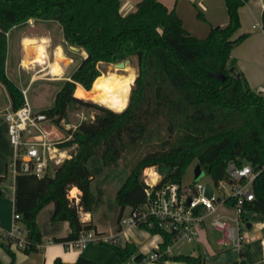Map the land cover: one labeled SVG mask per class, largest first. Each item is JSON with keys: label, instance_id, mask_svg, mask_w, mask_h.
<instances>
[{"label": "trees", "instance_id": "trees-1", "mask_svg": "<svg viewBox=\"0 0 264 264\" xmlns=\"http://www.w3.org/2000/svg\"><path fill=\"white\" fill-rule=\"evenodd\" d=\"M246 1L225 0L227 23H209L207 35L200 37L185 26L177 7L169 9L160 0H140L135 10L125 14L121 0H0V82L12 109L21 107L25 99L7 72L8 34L30 19L58 21L65 42L86 51L62 80L54 105L43 111L59 122L68 117L71 108L95 109L94 118L79 123L73 131L66 144H75L74 152L53 175L38 178L20 173L15 178L14 210L31 241L25 251L36 250L42 243L37 216L50 203L54 204L51 220L68 221L71 227L67 236L54 241L74 240L82 230L95 229L92 221H82L80 215L81 211L92 212L96 201L88 167L94 156L108 167L120 166L126 153L136 156L116 193L120 215L126 207L144 201L143 171L148 167L157 168L162 183H181L196 160L217 182L226 177L230 161L248 162L258 172L255 198L248 209L264 219V95L251 88L231 63L232 49L246 37L233 38L241 26L239 7ZM197 16L205 19L201 10ZM127 58L137 59L138 73L126 108L116 111L77 93L81 85L92 90L109 64ZM5 179L6 175L0 176V181ZM73 187L81 191L78 202L69 196ZM154 232L165 238L163 247L173 243L170 233ZM0 245L14 259L11 242ZM114 249L122 260L134 256L141 262L144 257L135 242L114 245ZM243 255L245 258V251ZM165 257L206 264L202 255ZM0 264L4 263L0 260ZM54 264L97 262L80 255L74 263L58 257Z\"/></svg>", "mask_w": 264, "mask_h": 264}, {"label": "built area", "instance_id": "built-area-1", "mask_svg": "<svg viewBox=\"0 0 264 264\" xmlns=\"http://www.w3.org/2000/svg\"><path fill=\"white\" fill-rule=\"evenodd\" d=\"M198 3L203 5L201 1ZM256 92L263 94L264 84ZM24 99L21 107L9 108L4 113L7 134L13 146V160L10 163L14 175L11 187L13 195L18 174H30L38 178L53 175L58 166L74 152L73 145L66 143L72 139L78 124L94 118V114L81 112V120L77 124H68L66 118L57 122L43 110L35 109L26 93ZM148 168L144 170L143 177L145 199L139 206L124 209L117 232L100 235L94 229L82 230L78 238L66 242L67 246L82 248L90 242L120 245L134 242V238L147 234L159 238V242L148 253H142L144 257L141 262L132 256L130 260L133 264L168 260L165 256L172 255L173 246L180 241H204L205 244V241L213 240V248L236 249L241 260L244 259L243 252L249 232L247 214L251 212L248 204L255 198L253 186L258 176L250 163L230 161L225 178L213 181L212 184L194 181L185 187L177 182L162 183V175L157 169V179L150 182L147 177ZM69 196L79 201V196ZM13 218L17 221L21 216L15 212ZM134 228L140 231L134 233ZM155 229L170 233L173 243L163 247L165 238L161 232H154ZM212 232L216 233L215 239ZM1 242H11V246L19 248L31 244L23 225L17 223L11 229H5L0 224Z\"/></svg>", "mask_w": 264, "mask_h": 264}, {"label": "crops", "instance_id": "crops-1", "mask_svg": "<svg viewBox=\"0 0 264 264\" xmlns=\"http://www.w3.org/2000/svg\"><path fill=\"white\" fill-rule=\"evenodd\" d=\"M121 1H122L121 12L125 14L128 13L129 11L135 10L140 0H121ZM160 1H162L165 5H167L169 9H173L174 7H177L179 14L184 19L185 26L193 34L200 37H204L207 35L209 31V23L225 25L228 21L225 0H195V1L189 0L195 6L197 5L202 9L205 19L200 18L201 22H207V24L206 23L199 24L200 26L196 25L193 27H188L186 25V21L184 17L186 7L180 3V0H160ZM198 1H201L203 5H200ZM263 10H264V0H247L243 5L239 7L241 26L236 31L233 38H237L242 34H246V37L232 49V55H231V63L237 68L238 71H240L243 74L248 85L255 90L259 86L264 84V27L262 25ZM30 21L38 22L39 20L30 19ZM50 37H51L50 33H48V31H45V29H39L37 31L35 30V32H33L30 35L22 34L19 40L21 58L18 64H21L23 66L22 62L24 59L25 44L27 42H33L42 39L45 40L46 42L45 50L47 54L46 60L48 62L40 65H42L41 69L44 68L48 69L47 68L48 63L51 61L49 59V54L47 49V46L49 45ZM61 37H63V41H64V36ZM57 47H59L61 49L60 51L63 53L61 60L64 59L65 57L70 59V61H68L65 66V70H66V68L70 64L68 68V72L65 75V77L54 78V77H47V75L42 77H36L35 76L36 65L35 67L32 68L25 67L26 71H29V69H33V68H35V70L34 73L30 74V78L25 87H22L20 84L19 85L17 84L23 90L24 93L26 94L28 93L31 83L34 82L35 80L48 79V80H55L62 82V80L68 78L67 77L69 76L68 73L73 70L71 69V66L75 61L74 56L66 51V48H64V43L57 42L54 45V49H53L54 59L56 57ZM83 51L85 53L84 55L86 56V51L85 50ZM7 64H8V58H7ZM123 75H127V73ZM136 76H137V70H136ZM133 79L134 77L132 78V85H133ZM79 85L81 84L77 83V86ZM130 94H128L126 97L127 102H128V96ZM9 108H12L11 101H10V105L6 108V110ZM38 110H42V109H38ZM74 188H77V192L75 194H72V190ZM72 190H71V196H79L81 194V191L78 187H73ZM14 213H15L14 195L12 194V191H11V196L7 197L4 195V192L1 189L0 190V224L2 225V227H4L5 229H11L14 223L21 224L20 220L17 221L14 220L13 218ZM40 213L41 212H39L37 216V222L43 235V241L41 244H39L40 246H37L36 250L27 252L23 248H19L12 245L11 249L14 252V259H13L12 256L4 249V247L0 245V260L4 264H11L12 262H13L12 264H54V260L58 257L61 258L64 262L74 263L80 255L95 260L97 264H133L131 260H127V261L122 260L117 255L116 250L114 249V245L101 243V242H90L87 246L82 248H70L67 246L66 242L54 241L55 237H65L71 232L70 224L68 221L53 222L51 220L53 214L52 211L48 217L49 218L48 223L42 226ZM81 215H82L81 216L82 221L85 222L92 221L95 224L96 227L94 230L97 233L108 234L105 232V228L100 227L95 222L93 211L82 212ZM247 225L249 232L245 244V258H244L245 263L242 262L238 250L227 249V248L217 250L212 247L213 243L210 241H205L206 244L205 245L203 243L204 238L202 240L203 242H195L197 244L198 249L202 245H204V247L206 248L204 253H202L200 249L199 251H193L191 253H183V252L174 253L172 250V255H180V254H190L193 256L202 255L205 259L206 264H264V219H262L258 214L254 212H249L247 214ZM143 236H145L144 238L145 240L141 241L140 238H142ZM143 236L134 238V242L138 247V251L140 253L146 254L151 249H153V246L155 245L156 242H159V238L157 237L155 238L147 234H144ZM213 236L215 239L216 233H214ZM142 264H190V263L182 260L168 259V260H159V261H148Z\"/></svg>", "mask_w": 264, "mask_h": 264}, {"label": "rangeland", "instance_id": "rangeland-1", "mask_svg": "<svg viewBox=\"0 0 264 264\" xmlns=\"http://www.w3.org/2000/svg\"><path fill=\"white\" fill-rule=\"evenodd\" d=\"M180 3L186 7L184 17L186 25L188 27H193L196 25L200 26L199 24L205 23L207 24V22H201V19L197 16V11H202L199 6H195L189 0H180ZM39 29H45V31H48V33H50L51 37L49 39V45L47 46V49L49 59L51 61L54 59L53 49L54 45L57 42L64 43V48H66V51L74 56L75 61L72 64L71 69L74 70L78 66L82 58L85 56L83 50H76L67 43H65V40L63 41V37H61L63 36L62 25L58 21L39 20L38 22H31L30 20H28L27 22L14 27L8 34L9 50L7 72L10 77L22 87L26 86L30 78V74L34 73L35 68L26 71L25 67H23L21 64H18L21 58L19 40L22 34L30 35L35 32V30L37 31ZM49 64L50 62L48 63V66ZM69 65L63 74L55 77H65L68 72ZM128 67H130V70L134 72L135 77L136 70L138 73V65L136 58H134L132 62L126 67L127 69L114 68L113 64H109L106 67V72H113L116 70L118 73L121 72V74H126L128 73ZM41 68L42 65H37L35 71H38ZM72 71H70L68 75H70ZM45 75H47V77H53L49 69H46L45 71L39 73L40 77ZM61 86V81L48 79L35 80L30 85V88L27 93V98L35 109H48L54 105L55 95L57 91L61 88ZM85 91V88H83L82 86L77 89V93H79L80 96L81 93H83V98H85ZM9 105L10 97L4 85L0 82V176L6 175V179L4 181H0V188L3 190L4 195L7 197L11 196V187L14 181L13 171L10 167V163L13 160V146L9 140L6 131V121L4 116L5 110ZM81 112L92 115L95 113V109L90 107H76L74 109L71 108L68 117L66 118L67 123L77 124L78 121L81 120ZM75 147L76 145H73L72 151L75 149ZM135 157L136 156L133 152L126 153L122 163L120 164V166L117 167H108L103 165L102 160L99 156L92 157L88 162V167L93 174L91 189L96 197V201L93 208L94 219L100 227L105 228V232L108 234L117 232V229L120 226V206L116 201V193L128 177L131 167L130 164L135 161ZM147 171L153 172L154 170L150 169ZM199 180L206 184L213 183L212 177L204 171L202 166L196 160H194L186 169V172L182 177L181 184L183 187H185L191 185L194 181ZM53 208L54 204L50 203L40 211L42 226L48 223V217L53 211ZM139 231V228L133 229L134 233H138ZM213 235L214 232H212V237L214 239ZM144 238L145 236L140 238V240H145ZM214 248L217 250L219 249L216 246H214ZM199 249L202 253H204L206 248L204 247V245H202ZM199 249L197 248V244L195 242L188 243L186 241H180L176 243L172 248L174 253H191L193 251H199Z\"/></svg>", "mask_w": 264, "mask_h": 264}, {"label": "bare ground", "instance_id": "bare-ground-1", "mask_svg": "<svg viewBox=\"0 0 264 264\" xmlns=\"http://www.w3.org/2000/svg\"><path fill=\"white\" fill-rule=\"evenodd\" d=\"M45 45L46 42L42 39L27 42L25 44L24 59L22 62L23 66L26 68H32L35 67V65L37 66L47 63ZM60 50L61 49L57 47L56 57L53 61H50V64L47 67L53 77L63 74L67 62L70 61L69 58H64V55V59L61 60L63 53ZM45 69L46 68L36 71L35 76L40 77L39 73ZM130 69L131 68L128 67L129 73H127V75L119 74L116 70L113 72L103 73L94 81L92 90L85 91V98L116 111L123 110L128 104L126 97L130 94L132 78L134 77V72ZM150 168H154V170H156V167L154 166ZM153 172L147 171V177L150 182H153L158 177V174ZM76 192L77 188H74L72 190V194H75Z\"/></svg>", "mask_w": 264, "mask_h": 264}, {"label": "water", "instance_id": "water-1", "mask_svg": "<svg viewBox=\"0 0 264 264\" xmlns=\"http://www.w3.org/2000/svg\"><path fill=\"white\" fill-rule=\"evenodd\" d=\"M71 47H73L76 50H80V47H77V46H74V45H71ZM131 62H132V59L131 58H127V59L122 60V61H120L118 63H114L113 65H114V68L125 69Z\"/></svg>", "mask_w": 264, "mask_h": 264}]
</instances>
